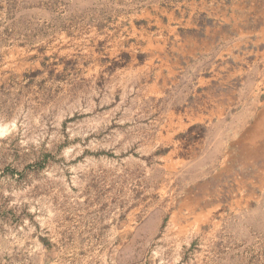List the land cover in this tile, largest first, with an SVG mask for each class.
<instances>
[{"label":"rangeland","instance_id":"1","mask_svg":"<svg viewBox=\"0 0 264 264\" xmlns=\"http://www.w3.org/2000/svg\"><path fill=\"white\" fill-rule=\"evenodd\" d=\"M233 3L0 0V264H264L258 35L233 117L199 115L227 87L137 73L169 11L264 27V0Z\"/></svg>","mask_w":264,"mask_h":264},{"label":"crops","instance_id":"2","mask_svg":"<svg viewBox=\"0 0 264 264\" xmlns=\"http://www.w3.org/2000/svg\"><path fill=\"white\" fill-rule=\"evenodd\" d=\"M234 2L237 4L233 3L232 7L249 6L243 4L244 0H234ZM237 13L236 10L228 12L226 9L214 16L212 24H198L192 21V17L181 18L172 11L167 13V21L164 22L165 15H163V21L156 22L163 30L160 33L157 29L151 33V36L155 37L154 34L158 33L157 37L166 38V43L162 44L160 40L152 41L151 45H146L141 50V53L145 54L143 60H136L137 73L146 80L144 92L149 95H161L163 84L172 87L190 78L195 79L193 84L196 88L206 89L213 84L229 88L231 90L229 95L220 92L211 97L216 107H208V103L201 107L202 113L199 115L204 122H206L205 118L209 121L215 117L217 119L233 117L239 111V109L234 110V105L239 107L242 103V109L250 107L252 103L250 98L238 97V91L233 87L236 89L240 83L247 84L249 75L253 76L252 65L256 63L254 47L257 44L254 39H257L258 35V44L264 46V27L258 30L250 28L248 19L252 15L241 18ZM156 17L159 18V15ZM184 20L188 21L185 25L182 24ZM190 20L192 22L189 24ZM184 26L185 29L181 30ZM240 47L246 49L242 54ZM259 51L264 59V48ZM240 59L247 61V66H240L238 64ZM196 93L191 87V95L195 96ZM263 93L264 90L261 94ZM260 105H262L261 96L257 106Z\"/></svg>","mask_w":264,"mask_h":264}]
</instances>
